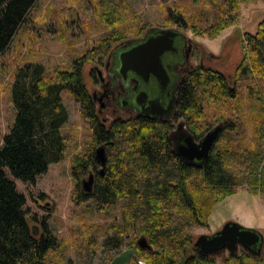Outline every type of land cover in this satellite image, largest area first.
Instances as JSON below:
<instances>
[{"label": "trees", "instance_id": "trees-1", "mask_svg": "<svg viewBox=\"0 0 264 264\" xmlns=\"http://www.w3.org/2000/svg\"><path fill=\"white\" fill-rule=\"evenodd\" d=\"M37 1L0 0V54L8 48ZM252 1L255 0H193L212 5L218 12L215 22L204 32L195 24L193 31L196 35L218 36L237 21L242 4ZM189 18L185 13L170 11L169 20L180 27ZM147 28L144 24L143 30ZM123 38L122 31L114 30L103 46L109 48ZM244 49V58L232 75L199 66L192 68L179 86L178 117L184 128L200 139L194 119L203 100L236 98L237 81L250 80L249 115L223 125L206 160L181 158L174 140L177 132L168 123L140 116L126 122L119 120L108 132L95 125V140H110L113 144L108 150V171L97 176L91 196L100 211L121 205L122 222L113 225V234L103 244L113 250L125 244V235L133 236L127 244L136 248V255L129 264H264L262 254L243 248L228 252L218 261L217 255L202 253L194 246L192 232L209 226L215 206L240 189H247L264 201V95L254 80L264 78V18L256 32L244 33ZM83 61L84 57L79 58L73 66L53 75L37 62H27L16 69L11 89L16 118L0 146V264H46L48 252L58 250L57 237L47 223H43L40 236L32 230L26 195L18 190L12 177L35 184L51 163L64 158L67 138L61 129L69 113L63 91L73 93L87 114L92 115V96L82 76ZM240 106L237 104L238 110ZM246 124L250 125L248 137L243 135ZM97 164L94 155L78 157L73 173L80 177ZM140 237L148 240L149 248L137 244Z\"/></svg>", "mask_w": 264, "mask_h": 264}, {"label": "rangeland", "instance_id": "rangeland-1", "mask_svg": "<svg viewBox=\"0 0 264 264\" xmlns=\"http://www.w3.org/2000/svg\"><path fill=\"white\" fill-rule=\"evenodd\" d=\"M171 10L190 16L188 23L180 27L170 21ZM217 17L218 12L212 5L193 0H38L8 48L0 54V146L16 118L11 89L16 69L25 63H42L47 73L53 75L84 57L83 81L92 95L94 91H100L101 86L95 77L97 59L104 57L116 42L141 37L150 28L177 27L198 44L191 59L192 68L202 66L200 48L207 66L232 75L245 55L244 33L256 32L264 18V0L243 3L237 21L231 22L218 36L195 34L192 25H198L204 32ZM144 24L148 27L145 30ZM114 30L122 31L125 38L115 40L109 48L103 46L105 38ZM254 80L257 90L264 95V78ZM236 84V98L203 100L201 103L202 108L195 113L194 119L196 134L201 138L217 125H222L223 131V125L232 123L241 115H249L250 80L239 79ZM62 97L69 113L68 121L61 129L67 138L64 158L51 163L35 184L12 178L18 190L26 195L28 221L34 233L40 236L45 222L57 237L58 250L48 252L46 264H109L116 255L130 247L127 243L133 236L125 235V244L113 250L104 246V239L113 234V225L122 222L121 205L100 211L91 195L82 194L83 180L89 178L88 169L80 177L73 173L76 158L95 157L100 144L95 140V125L99 121L87 114L73 93L65 90ZM237 104L241 105L240 110ZM97 107H100L99 101ZM109 115L110 111H104L100 121ZM246 125H243V135L248 137L250 125ZM99 167L102 168L100 164ZM231 220L264 235V201L249 190L240 189L215 206L209 226L193 229L194 240L201 234L215 233ZM241 249L239 247L238 252ZM227 254L228 251L217 254L218 261ZM262 255L264 258V247Z\"/></svg>", "mask_w": 264, "mask_h": 264}, {"label": "flooded vegetation", "instance_id": "flooded-vegetation-1", "mask_svg": "<svg viewBox=\"0 0 264 264\" xmlns=\"http://www.w3.org/2000/svg\"><path fill=\"white\" fill-rule=\"evenodd\" d=\"M172 28V27H170ZM179 34L175 37L174 48L165 52L162 55V63L166 70V82L163 83L154 74L149 76L148 80H144L137 73L128 71L124 76L120 71V59L119 53L133 44H136L143 40L147 35H152L159 30L158 28L148 29L143 36L128 39L125 41H118L115 46L110 49L104 57L100 56L97 59L98 65H96V79L100 82V91H94L92 96V115L90 117L93 120H98V125H101L108 132L118 120H125L134 117L144 116L154 121H161L162 123H168L173 126V130L177 132L174 135V140L177 144L184 140L186 135L193 136L189 131L184 128L182 119L178 117L177 112V94L179 86L184 80L186 74L192 69L191 59L198 48V44L195 43L184 30L181 28L173 27ZM124 46V44H127ZM200 53V64L207 66L203 62L201 56L202 51L198 49ZM145 92L147 94L146 107L149 104V100H158L161 106L166 109L170 105L172 106L169 111L162 115H151L143 112V105L137 102L140 94ZM97 101L100 102V107H97ZM110 111L111 115L105 117L103 121H100V115L104 111ZM112 119L111 122L109 120ZM110 123V127L108 124ZM204 137V136H203ZM202 137V138H203ZM196 141H200L193 136ZM99 145H104L107 152V163L104 169L99 167V162L96 166L91 165L88 169L89 174L93 173L95 180L98 175H105L108 171V150L113 141H99ZM96 159V158H95ZM94 180V182H95ZM84 195L86 194L82 191ZM134 257V256H133ZM132 260V258H131ZM130 260V261H131ZM143 264V263H142Z\"/></svg>", "mask_w": 264, "mask_h": 264}, {"label": "water", "instance_id": "water-1", "mask_svg": "<svg viewBox=\"0 0 264 264\" xmlns=\"http://www.w3.org/2000/svg\"><path fill=\"white\" fill-rule=\"evenodd\" d=\"M157 32L147 35L140 42L123 49L119 53L121 62L119 71L126 76L128 71H133L145 81L151 74L157 76L163 83L166 82V70L162 63V55L174 48L175 37L179 32L173 28H158ZM124 44V46H127ZM147 94L142 92L137 102L143 105V112L151 115H162L171 109V105L164 109L158 100H149L146 107ZM222 125H217L200 140L196 141L193 136L186 135L184 140L177 144V153L185 161H202L209 157L211 148L218 139ZM95 158L102 166L107 163V152L104 145H99L95 150ZM95 176L89 174V178L83 180L82 189L86 194H92ZM142 248H149L150 245L145 237L138 240ZM194 246L202 253L217 255L224 251L230 253L238 251L239 247L250 253L261 255L264 247V235L257 229L243 225L237 221L226 222L223 227L213 234H201L197 237ZM136 249L130 246L116 255L109 264H129Z\"/></svg>", "mask_w": 264, "mask_h": 264}, {"label": "crops", "instance_id": "crops-1", "mask_svg": "<svg viewBox=\"0 0 264 264\" xmlns=\"http://www.w3.org/2000/svg\"><path fill=\"white\" fill-rule=\"evenodd\" d=\"M249 227V226H248Z\"/></svg>", "mask_w": 264, "mask_h": 264}]
</instances>
